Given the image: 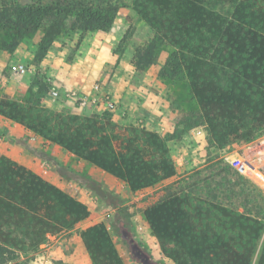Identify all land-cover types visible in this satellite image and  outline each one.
Returning a JSON list of instances; mask_svg holds the SVG:
<instances>
[{"label": "trees", "instance_id": "obj_1", "mask_svg": "<svg viewBox=\"0 0 264 264\" xmlns=\"http://www.w3.org/2000/svg\"><path fill=\"white\" fill-rule=\"evenodd\" d=\"M64 2L4 3L0 26L22 36L51 23L62 27L74 15L72 28L82 37L109 30L118 9L113 3L94 8L84 0ZM131 6L154 32L134 53L136 69L153 65L169 46L160 76L187 80L195 107L177 116L173 133L121 125L101 114L54 112L41 105V97L32 105L0 99V114L137 192L177 176L169 140L194 127L204 125L208 143L221 151L264 136V0H132ZM35 82L42 93L50 87ZM191 177L143 208L161 253L175 264H264V208H239L228 192L221 197L225 190L211 183L213 175ZM90 215L88 204L61 186L0 157V264H28L22 256ZM81 237L93 264H127L107 221L88 225Z\"/></svg>", "mask_w": 264, "mask_h": 264}, {"label": "rangeland", "instance_id": "obj_2", "mask_svg": "<svg viewBox=\"0 0 264 264\" xmlns=\"http://www.w3.org/2000/svg\"><path fill=\"white\" fill-rule=\"evenodd\" d=\"M56 2L65 4L64 0H0V7L4 3L25 6ZM84 2L94 8L108 3L118 6L109 30L88 31L81 37L82 30L72 28L74 15H70L62 27L51 23L22 36L12 27L0 26V99L32 105L41 97V105L54 112L101 114L121 125L143 124L164 135L173 133L177 116L195 105L185 78L169 81L160 76V68L172 48L163 46L153 65L137 70L132 61L134 53L153 37L154 32L132 8V0ZM13 38L17 40L15 46ZM47 44V52L38 60L39 52ZM38 79L50 82L46 93L40 91L35 82ZM97 84L99 89H96ZM52 90L58 91L59 95L52 96ZM73 91L88 96L89 102L81 105L68 96ZM106 95L115 102L113 109L107 105ZM0 118L10 119L2 114ZM4 126L7 125L0 123V148L15 149L25 155L28 164H21L69 193H75L91 209V215L73 229L49 235L37 251L22 256L21 259L28 258V264H93L81 231L104 220L129 264H155L157 261L150 259V253H156L159 243L144 218L143 208L165 196L169 190L184 187L193 181L191 176L213 175L211 183L225 190L220 196L227 192L232 194L230 200L239 208L252 206L254 211L255 207L264 208V177L252 171L244 174L236 163L238 158L247 160L264 176V154L260 152L262 145L258 142L261 137L247 143H235L231 151H221L207 144L208 132L204 125L194 127L181 137L169 140L175 162L183 155L178 176L132 192L123 182L97 173L93 165L79 161L74 154L44 141L31 130L18 141ZM1 156L12 158L0 149ZM227 166L228 172L220 171ZM224 181L226 187L222 185ZM241 190L245 192L241 193ZM159 263L164 264L162 260H158Z\"/></svg>", "mask_w": 264, "mask_h": 264}, {"label": "crops", "instance_id": "obj_3", "mask_svg": "<svg viewBox=\"0 0 264 264\" xmlns=\"http://www.w3.org/2000/svg\"><path fill=\"white\" fill-rule=\"evenodd\" d=\"M0 123H2V126L3 125H7V126H4L6 128H8L10 131V134L11 135H14L15 138H17V140H21V139H24L25 136L27 135V133H31V131L29 129L26 128L25 125L23 124H20L16 121H12L10 119H5L4 118H0ZM151 129V128H150ZM155 130V129H154ZM158 131V130H157ZM160 132V131H159ZM13 137V138H14ZM42 138V137H41ZM43 139V138H42ZM46 141V140H44ZM206 141H207V144H208V138H207V133H206ZM45 143H48V142H45ZM2 150L3 153H7L12 157L14 158L15 160L19 161L20 163H23V164H28V160H27V157L25 155H22V154H19V152H17L15 149H12L10 151H7L6 148H0ZM69 152V151H68ZM172 152V151H171ZM25 154V153H24ZM172 155H173V152H172ZM174 158V157H173ZM182 159H183V155H180L177 159V161L175 162L176 164V167H177V171H178V174H179V163L182 162ZM80 161V159H78ZM83 161V160H81ZM87 163V162H85ZM89 164V163H88ZM91 165V164H90ZM43 167V165H41ZM92 167H95V170L97 173H101V175H109L108 173H106L105 171H103L102 169L96 167V166H92ZM193 171V169H192ZM39 173V172H37ZM40 174V173H39ZM177 174V176H178ZM42 175V174H41ZM189 175V174H188ZM188 175H185V176H188ZM110 177H112L113 179L117 180L116 178H114L113 176L109 175ZM176 177V176H175ZM173 177V178H175ZM48 179V178H47ZM172 179V178H171ZM169 180V179H168ZM72 195H74L76 197V194L75 193H72ZM119 249V248H118ZM120 251V249H119ZM121 252V251H120ZM154 253H150V259L153 260V261H157L158 260H162L164 262V264H167V263H171L173 264L174 262L171 261L170 259H168L166 256H164L161 251H160V246L158 245V249L156 250V253L155 251H153ZM88 253V252H87ZM122 254V252H121ZM89 255V254H88ZM123 255V254H122ZM124 256V255H123ZM127 264H129L128 261H126ZM157 262L155 264H157ZM137 264H140L137 262ZM144 264V263H142ZM159 264H162V263H159Z\"/></svg>", "mask_w": 264, "mask_h": 264}, {"label": "built area", "instance_id": "obj_4", "mask_svg": "<svg viewBox=\"0 0 264 264\" xmlns=\"http://www.w3.org/2000/svg\"><path fill=\"white\" fill-rule=\"evenodd\" d=\"M99 87H100L99 84H97L96 85V89H99ZM51 94H52V96L57 97L59 95V92L56 91V90H52L51 91ZM68 96H70V97L76 99L77 101H79V103L81 105H84L87 102H89V97L88 96L81 95V94H77L75 91L69 92L68 93ZM104 99L106 100L107 105L109 106V108L110 109H113L114 106H115V102L112 100V98L109 95H106V96H104ZM258 142L262 145V147L260 149V152L262 154H264V137H261ZM236 163H237V165H239V169L244 174H247L248 171H252V172L258 173V175L264 177L262 175V173L260 171H258V169H256V168L253 169L252 166H251V164H250V162H248L247 160H244L242 158H238L236 160Z\"/></svg>", "mask_w": 264, "mask_h": 264}]
</instances>
